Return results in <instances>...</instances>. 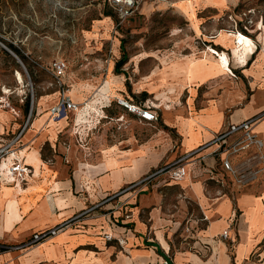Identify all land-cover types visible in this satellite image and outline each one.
Here are the masks:
<instances>
[{
  "label": "crops",
  "instance_id": "0c3cea01",
  "mask_svg": "<svg viewBox=\"0 0 264 264\" xmlns=\"http://www.w3.org/2000/svg\"><path fill=\"white\" fill-rule=\"evenodd\" d=\"M220 6L217 1L201 8ZM100 20L94 29L100 28L107 39L111 21ZM247 44L230 45L242 66L255 52V45ZM209 56L199 65L201 58H178L177 67L165 71L167 76L162 59L154 57L156 67L143 68L136 78L123 74L122 79L112 72L114 61L109 60L105 76L96 74L66 90L74 102L95 111L100 96L107 102L103 111L125 109L116 103L118 98L150 107L131 96L152 95L158 111L151 108L161 123L152 136L85 135L79 143L68 115L48 119L59 92L46 114L36 108V115L9 144L8 161L19 162L27 173L19 183L0 173V243L19 245L34 232L68 219L70 223L39 243L1 252L0 264H264V85L248 94L243 83L229 80L224 52L215 50ZM220 77L221 86L206 88L207 81ZM257 115L253 129L262 140V162L254 181L237 188L218 167L212 144L198 152L205 155L203 161L186 166L183 179L162 175L128 188L159 165L205 144L226 123ZM18 118L10 112L1 117L6 133L0 138L15 135ZM189 205L195 206L194 212ZM227 227L230 237L223 239L220 233ZM106 233L113 239L106 240Z\"/></svg>",
  "mask_w": 264,
  "mask_h": 264
},
{
  "label": "rangeland",
  "instance_id": "374dc122",
  "mask_svg": "<svg viewBox=\"0 0 264 264\" xmlns=\"http://www.w3.org/2000/svg\"><path fill=\"white\" fill-rule=\"evenodd\" d=\"M217 1L221 4L218 9L201 8ZM113 6L112 0H0V119L10 112L18 115L20 121L15 135L0 138V173L8 176L5 166L11 163L9 144L36 115V108L46 114L59 90H68L96 74L105 76L109 60L114 61L112 72L120 79L123 74L136 78L143 68L156 67L154 57L164 60L162 73L167 76V69L177 67L176 59L192 57L193 61L217 50L227 55L230 81L243 83L248 94L264 85V0H142L136 12L123 20H119ZM105 17L111 21L112 29L107 39L100 35V28L94 29ZM238 31L255 45V52L244 66L235 62L230 47L234 46L232 35ZM7 44L18 48L24 61ZM122 57L125 62L116 72L115 64ZM163 58L173 59L167 62ZM55 61L65 64L63 74L56 75L52 66ZM186 67L190 65L187 63ZM221 78L207 81L206 88L221 86ZM26 96L29 107L24 110ZM131 97L134 102L145 101L157 109L148 93ZM97 101V111L85 107L66 118L79 143L85 135L120 139L152 136L161 124L159 116L156 122H140L123 108L102 111L107 102L101 96ZM0 133H6L1 126ZM189 208L194 212V205ZM201 223L202 220L197 221V225L202 226ZM4 244L3 251L20 246Z\"/></svg>",
  "mask_w": 264,
  "mask_h": 264
},
{
  "label": "built area",
  "instance_id": "2783aa9c",
  "mask_svg": "<svg viewBox=\"0 0 264 264\" xmlns=\"http://www.w3.org/2000/svg\"><path fill=\"white\" fill-rule=\"evenodd\" d=\"M142 0H112L113 8L119 18L123 20L131 16L136 10ZM53 69L56 75L64 73L65 64L61 61H55ZM116 103L123 106L127 112L136 115L141 121L146 123L156 122L158 120V113L151 107H143L134 103H129L124 99L118 98ZM86 104L74 102L66 93V90H59V99L56 104L49 108V116L53 120H58L67 117L70 111H79L85 108ZM108 106H110L108 104ZM258 119L253 116L244 119L237 123H226L222 129L214 133L212 138L196 149L186 152L174 161L163 163L156 167L153 171L148 173L142 179L131 184L128 188H133L142 184H147L154 178L165 175L172 180H181L187 173L186 166L193 161H203L205 155L197 156L198 152L208 145H216V149L212 152L217 159V165L220 170L228 177H230L237 188L254 181L257 176L260 164L262 162V155L260 149L262 147V140L254 131V123ZM27 173V168L23 167L19 162L13 164L12 177L14 181L23 179ZM109 198H112L109 197ZM70 223V219L62 221L52 227L42 231L34 232L32 235L19 245L21 247H29L39 243L51 236H54ZM188 232L190 229L185 227ZM221 238H229V227L220 233ZM106 240L113 239L109 233L104 234ZM6 247V244L0 243V253ZM166 263V262H165Z\"/></svg>",
  "mask_w": 264,
  "mask_h": 264
},
{
  "label": "bare ground",
  "instance_id": "6f19581e",
  "mask_svg": "<svg viewBox=\"0 0 264 264\" xmlns=\"http://www.w3.org/2000/svg\"><path fill=\"white\" fill-rule=\"evenodd\" d=\"M188 5V4H187ZM226 32V31H225ZM233 33V32H232ZM226 35H229L227 32H226ZM233 42H234V44H235V48H237V47H244V46H246V44L247 43H249L248 41H250V38L249 37H247V36H245L244 34H242L241 32H235L233 35ZM230 37V36H229ZM231 39V38H230ZM252 44V43H251ZM248 45V44H247ZM253 45V44H252ZM250 48H251V46H250ZM209 49H211V48H209ZM242 49V48H241ZM254 49V48H253ZM252 49V50H253ZM247 50H248V48H247ZM208 51H210V50H208ZM215 51V50H214ZM207 52V51H206ZM212 52V51H211ZM240 52V51H239ZM251 52V51H250ZM254 52V51H253ZM205 54V53H204ZM235 54V53H234ZM238 54V53H237ZM219 56V55H218ZM206 57H207V54H206ZM210 57V56H209ZM239 57H241V55L239 56ZM213 58V57H212ZM203 59L205 60L206 58H201L199 61H198V63H197V65H199L200 64V62L201 61H203ZM244 59H246L245 57L243 58V59H240V60H244ZM214 60V59H213ZM220 60V59H219ZM209 61H211V60H209ZM191 62H193L192 60H191ZM205 62V61H204ZM221 62V61H220ZM225 62V61H224ZM247 62V61H246ZM162 63H164V60L162 61ZM209 63V62H208ZM227 63V62H226ZM191 64H193L194 66L196 65V63L194 64V63H191ZM210 64V63H209ZM211 65V64H210ZM242 65V64H241ZM193 66V67H194ZM215 66V65H214ZM223 66H225L224 64L222 65V68H223ZM197 67V66H196ZM211 68H212V66H211ZM212 69H215V70H217L216 68H212ZM219 70V69H218ZM225 70V69H224ZM220 71V70H219ZM225 72V71H224ZM17 75H18V78H20V74H19V72H17ZM8 162V161H7ZM10 162V161H9ZM15 162H12V163H10L9 165H7V166H5V170H6V172H7V174H8V176L12 179V180H14L13 179V177H12V174H13V164H14ZM0 164H1V161H0ZM4 164H5V162H4Z\"/></svg>",
  "mask_w": 264,
  "mask_h": 264
},
{
  "label": "trees",
  "instance_id": "16d2710c",
  "mask_svg": "<svg viewBox=\"0 0 264 264\" xmlns=\"http://www.w3.org/2000/svg\"><path fill=\"white\" fill-rule=\"evenodd\" d=\"M7 45L13 52H15L24 61L25 56L23 55V53L18 48H16L12 44H7ZM124 62H125V58L124 57H122L119 61L116 62V64H115L116 72L118 70V67L120 65H122ZM28 107H29V97L26 96L25 100H24V110H27ZM157 253L160 254L161 256H163L164 258H167L166 255H164L159 248H157Z\"/></svg>",
  "mask_w": 264,
  "mask_h": 264
}]
</instances>
